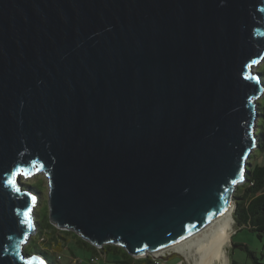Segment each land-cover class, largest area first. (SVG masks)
<instances>
[{
    "label": "water",
    "instance_id": "95a60500",
    "mask_svg": "<svg viewBox=\"0 0 264 264\" xmlns=\"http://www.w3.org/2000/svg\"><path fill=\"white\" fill-rule=\"evenodd\" d=\"M263 59L264 0H0V264H50L21 249V176L53 226L134 258L235 209Z\"/></svg>",
    "mask_w": 264,
    "mask_h": 264
},
{
    "label": "trees",
    "instance_id": "16d2710c",
    "mask_svg": "<svg viewBox=\"0 0 264 264\" xmlns=\"http://www.w3.org/2000/svg\"><path fill=\"white\" fill-rule=\"evenodd\" d=\"M261 81L264 84V74L260 73ZM264 97V94L263 96ZM259 119L263 120L264 124V107L259 104ZM262 111V114H261ZM259 120L257 121V123ZM257 144L256 148L252 152L248 160L247 170L245 171L244 178L235 189L233 196L236 208L233 213V220L237 229L246 228L248 231L254 233L258 240L264 243V127L263 125L256 130ZM22 182V181H21ZM35 218L31 221L35 223L37 227L36 233L39 232V228L42 229L40 235L37 237H30L26 246H24L23 252L28 255L40 254L50 264L59 260L57 256L54 257L48 251L47 248L53 253L66 248V243L69 237L73 239H79L81 245L91 249L95 254L113 258V262L117 264H155L151 257L134 258L130 256L123 248L114 245H105L98 249L95 246L85 242L79 236L67 230H60L47 223V227L41 226L37 218L36 210L33 212ZM46 231V232H45ZM46 243L48 247L41 248L40 245ZM231 247H238L247 252L248 257L251 259V264H264L261 258H258L252 251H250L247 245L233 243L231 238ZM264 249V244H263ZM52 256V258H51ZM101 259V258H100ZM234 263V262H233ZM161 264V261H159Z\"/></svg>",
    "mask_w": 264,
    "mask_h": 264
},
{
    "label": "rangeland",
    "instance_id": "374dc122",
    "mask_svg": "<svg viewBox=\"0 0 264 264\" xmlns=\"http://www.w3.org/2000/svg\"><path fill=\"white\" fill-rule=\"evenodd\" d=\"M254 71L264 74V59L259 64L258 68L254 69ZM257 102L261 105V107H264V97H260L257 100ZM262 121L263 120L259 119V122L257 123L258 128H260L262 125L264 127ZM20 180L22 181V185L25 189H28L34 193L36 197L34 211L36 210L37 212V218L42 228L47 227L46 224L47 223L51 224V222L49 220L48 181L46 176L42 173H38L28 177L21 176ZM234 193L235 190L233 191V195ZM33 218H35V215H32V219ZM232 218H233V214H232ZM36 231H37V227L36 225H34V231L30 235V237H37V235L39 236L42 229L39 228L38 233H36ZM206 233H208V230H206ZM202 235L203 234H200L198 237L201 238ZM231 238L233 243L247 245L248 249L252 251L258 258H261L264 255V249H263L264 243L258 240L257 237L254 235V233L248 231L246 228L237 229L234 222L233 229L230 235V240L225 247L227 264H251V259L248 257V254L245 250L240 249L238 247H231ZM191 240L195 241L196 237L194 236L188 239L178 248L173 247L164 250V252L162 251L163 253L160 252L161 253L160 258H162L161 264H194V260L196 257L195 255L192 256L186 255L181 252V247L191 243ZM26 244L27 242L23 245V247L26 246ZM40 247L46 248L48 247V245L44 243L40 245ZM47 249L54 257V259L56 256L57 259H59V262L55 260V262H52L51 264H117L113 262V258L107 257L106 259H104L103 256L99 255L98 253L95 254L91 251V249L81 245L79 239H73L71 237H69V240L66 243V248L62 250L58 252L55 251L56 253H53L49 250V248ZM93 257L96 258L97 260L94 263H91L90 259ZM74 260H76V262H73ZM261 260L264 261V257H262Z\"/></svg>",
    "mask_w": 264,
    "mask_h": 264
},
{
    "label": "bare ground",
    "instance_id": "6f19581e",
    "mask_svg": "<svg viewBox=\"0 0 264 264\" xmlns=\"http://www.w3.org/2000/svg\"><path fill=\"white\" fill-rule=\"evenodd\" d=\"M233 211L234 206L233 203L230 202L223 213L211 223L196 231L190 237L166 249L173 247L178 248L188 239L195 236V241L191 240V243L181 247V252L183 254L196 256L194 264H227L225 247L230 240L234 225L232 218ZM206 230H208V233H206ZM200 234H203L201 238L198 237ZM166 249L155 252L154 255L158 256L161 254L160 252H164Z\"/></svg>",
    "mask_w": 264,
    "mask_h": 264
},
{
    "label": "built area",
    "instance_id": "2783aa9c",
    "mask_svg": "<svg viewBox=\"0 0 264 264\" xmlns=\"http://www.w3.org/2000/svg\"><path fill=\"white\" fill-rule=\"evenodd\" d=\"M97 248L100 249V247H97ZM149 257H151V256H149ZM161 257H162V256H161ZM139 258H145V257H139ZM151 259H152V261H155V262H154L155 264H159V261L162 260V258H160V257H156V258L151 257ZM58 260H59V259H58ZM96 260H97V259L93 257V258L90 259V262H91V263H94ZM73 262H76V260H74Z\"/></svg>",
    "mask_w": 264,
    "mask_h": 264
},
{
    "label": "snow or ice",
    "instance_id": "6c2138e0",
    "mask_svg": "<svg viewBox=\"0 0 264 264\" xmlns=\"http://www.w3.org/2000/svg\"><path fill=\"white\" fill-rule=\"evenodd\" d=\"M10 183H11V181H10ZM233 183H236V181L234 180ZM27 215H28V213L26 212L25 217H27ZM29 264H30V262H29Z\"/></svg>",
    "mask_w": 264,
    "mask_h": 264
},
{
    "label": "clouds",
    "instance_id": "9594fccd",
    "mask_svg": "<svg viewBox=\"0 0 264 264\" xmlns=\"http://www.w3.org/2000/svg\"><path fill=\"white\" fill-rule=\"evenodd\" d=\"M28 177V176H27ZM33 225H34V223H33ZM23 247V246H22ZM22 247H21V249H22ZM36 255V254H35Z\"/></svg>",
    "mask_w": 264,
    "mask_h": 264
}]
</instances>
